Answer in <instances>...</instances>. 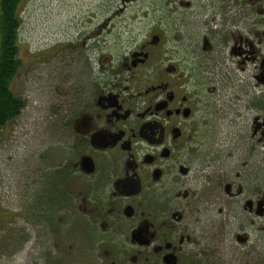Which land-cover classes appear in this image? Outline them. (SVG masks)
<instances>
[{
  "label": "flooded vegetation",
  "instance_id": "obj_1",
  "mask_svg": "<svg viewBox=\"0 0 264 264\" xmlns=\"http://www.w3.org/2000/svg\"><path fill=\"white\" fill-rule=\"evenodd\" d=\"M193 1L199 35H175L181 45L166 61L141 74L153 53L141 44L62 87L68 161H34L21 175L30 264H201L214 250L222 260V224L198 220L222 194L242 200L241 214L264 232V189L244 195L241 182L219 177L214 140L217 123L250 117L242 149L264 150V0ZM246 86L253 96L243 106ZM248 234L237 230V245Z\"/></svg>",
  "mask_w": 264,
  "mask_h": 264
},
{
  "label": "rangeland",
  "instance_id": "obj_2",
  "mask_svg": "<svg viewBox=\"0 0 264 264\" xmlns=\"http://www.w3.org/2000/svg\"><path fill=\"white\" fill-rule=\"evenodd\" d=\"M174 1L20 2L21 22L17 35L23 64L11 84L16 95L22 97L24 106L0 130V264H30L34 234L25 224L21 212L25 200L29 199L22 191L21 175L34 167V161L44 168L68 161L62 135L65 131L62 87L72 89L70 86L84 83L94 71L99 72L97 69L101 65L110 61L115 65L121 56L141 44L150 46L153 52L148 62L139 67L141 74L149 72L157 61H166L169 49L172 46L178 49L181 45L175 35L186 39L190 33L198 36L200 29L195 1L191 0L193 7L189 11L175 7ZM153 36L158 37L157 43L151 42ZM242 89H248L242 103L245 106L252 99L253 88ZM262 101L260 96V105ZM261 113H264V106ZM246 121L230 123L226 119L217 123L214 140L216 148L223 149L221 153L224 154L216 159L220 166L218 176L236 184L241 182L244 195H250L255 188L264 189V150L244 153L242 148L249 139L250 117ZM244 159L248 160L246 167L241 165ZM222 196L225 200L215 207L204 208L205 213L198 220L202 219L205 224L213 219L222 224L224 254L222 260L215 254V264L231 260L230 264H241L239 259L252 244L251 240L254 239L258 247L264 241V232L261 234L249 224L251 216L241 214L247 211H241L242 200L240 204L239 199L234 202ZM219 208L222 209L220 213ZM237 230L249 233V243L237 245L233 236ZM232 241L236 242L235 249L230 247ZM206 251L203 248L200 255L204 256ZM212 252L207 253L201 264L212 263ZM197 258L194 260L200 264Z\"/></svg>",
  "mask_w": 264,
  "mask_h": 264
},
{
  "label": "trees",
  "instance_id": "obj_3",
  "mask_svg": "<svg viewBox=\"0 0 264 264\" xmlns=\"http://www.w3.org/2000/svg\"><path fill=\"white\" fill-rule=\"evenodd\" d=\"M21 1L0 0V130L13 120L24 106L22 97L16 95L11 84L23 64L19 57L17 35L21 22L18 9ZM260 232L263 234L262 230ZM256 245L254 241L244 250L239 259L241 264H264V241L258 247ZM214 261L210 264H215ZM232 262L231 260L223 264Z\"/></svg>",
  "mask_w": 264,
  "mask_h": 264
},
{
  "label": "water",
  "instance_id": "obj_4",
  "mask_svg": "<svg viewBox=\"0 0 264 264\" xmlns=\"http://www.w3.org/2000/svg\"><path fill=\"white\" fill-rule=\"evenodd\" d=\"M152 42H153V43H156V42H157V38L154 37V38L152 39ZM262 202H264V200H263ZM263 208H264V207H263ZM263 210H264V209H263Z\"/></svg>",
  "mask_w": 264,
  "mask_h": 264
}]
</instances>
